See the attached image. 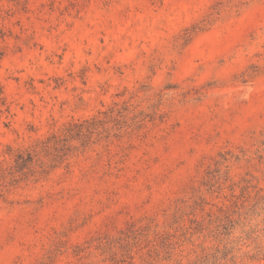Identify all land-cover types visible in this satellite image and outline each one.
<instances>
[{"label":"rangeland","instance_id":"1","mask_svg":"<svg viewBox=\"0 0 264 264\" xmlns=\"http://www.w3.org/2000/svg\"><path fill=\"white\" fill-rule=\"evenodd\" d=\"M0 264H264V0H0Z\"/></svg>","mask_w":264,"mask_h":264},{"label":"trees","instance_id":"2","mask_svg":"<svg viewBox=\"0 0 264 264\" xmlns=\"http://www.w3.org/2000/svg\"><path fill=\"white\" fill-rule=\"evenodd\" d=\"M20 158H23V156ZM31 160H32V155H31V153H28L27 158L23 160V164H27Z\"/></svg>","mask_w":264,"mask_h":264}]
</instances>
